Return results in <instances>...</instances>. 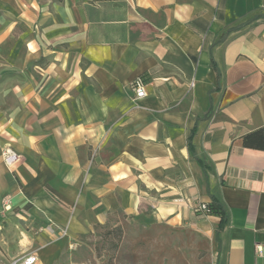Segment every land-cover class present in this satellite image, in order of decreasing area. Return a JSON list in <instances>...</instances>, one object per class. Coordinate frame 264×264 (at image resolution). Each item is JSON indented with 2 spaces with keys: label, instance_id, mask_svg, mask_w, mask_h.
<instances>
[{
  "label": "crops",
  "instance_id": "0c3cea01",
  "mask_svg": "<svg viewBox=\"0 0 264 264\" xmlns=\"http://www.w3.org/2000/svg\"><path fill=\"white\" fill-rule=\"evenodd\" d=\"M263 127L264 0H0V264H55L114 213L264 264Z\"/></svg>",
  "mask_w": 264,
  "mask_h": 264
},
{
  "label": "rangeland",
  "instance_id": "374dc122",
  "mask_svg": "<svg viewBox=\"0 0 264 264\" xmlns=\"http://www.w3.org/2000/svg\"><path fill=\"white\" fill-rule=\"evenodd\" d=\"M212 238L186 226L114 213L67 243L55 264H215Z\"/></svg>",
  "mask_w": 264,
  "mask_h": 264
},
{
  "label": "built area",
  "instance_id": "2783aa9c",
  "mask_svg": "<svg viewBox=\"0 0 264 264\" xmlns=\"http://www.w3.org/2000/svg\"><path fill=\"white\" fill-rule=\"evenodd\" d=\"M133 86L135 90V96H143L145 95V83L141 77H137L133 81ZM3 161L9 165L12 166L15 164V162L18 161L19 155L16 154L15 151H13L10 147H5L1 153ZM199 209L203 212L207 211V205L206 203H200ZM37 260V257L35 254H28L22 257L20 260L12 261V264H33Z\"/></svg>",
  "mask_w": 264,
  "mask_h": 264
},
{
  "label": "trees",
  "instance_id": "16d2710c",
  "mask_svg": "<svg viewBox=\"0 0 264 264\" xmlns=\"http://www.w3.org/2000/svg\"><path fill=\"white\" fill-rule=\"evenodd\" d=\"M243 143L247 146H252L254 148L264 149V127L257 129L248 133L243 138ZM207 205V211L205 212L208 215L218 216L220 222H224L226 218L225 211L221 204L216 200L212 199ZM220 228V227H219Z\"/></svg>",
  "mask_w": 264,
  "mask_h": 264
}]
</instances>
